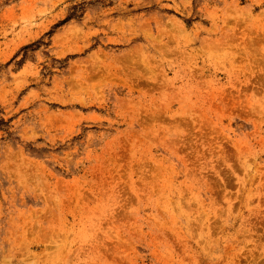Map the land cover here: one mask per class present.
<instances>
[{
  "label": "rangeland",
  "instance_id": "374dc122",
  "mask_svg": "<svg viewBox=\"0 0 264 264\" xmlns=\"http://www.w3.org/2000/svg\"><path fill=\"white\" fill-rule=\"evenodd\" d=\"M0 264H264V0H0Z\"/></svg>",
  "mask_w": 264,
  "mask_h": 264
}]
</instances>
